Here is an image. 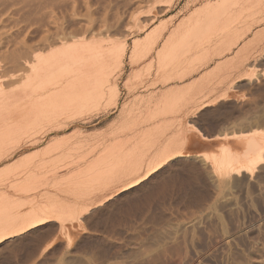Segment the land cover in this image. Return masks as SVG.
Wrapping results in <instances>:
<instances>
[{
    "label": "rangeland",
    "instance_id": "374dc122",
    "mask_svg": "<svg viewBox=\"0 0 264 264\" xmlns=\"http://www.w3.org/2000/svg\"><path fill=\"white\" fill-rule=\"evenodd\" d=\"M16 1L15 4H18L16 7L20 5V12L22 13L20 14V16L18 14L19 12L16 15L17 23L19 22V25L17 24V26H25L26 28L28 27L29 29H33L35 31L38 29H43L44 27L42 28V25H45V23L47 22H45V20H47L50 15L56 16L57 14H59V10L62 7H50V3L48 4L49 0L47 3H43L47 4V6L44 5L45 7L41 4L39 5L38 3H35V0H32L34 3L30 2L29 5L24 4L23 2L21 3L20 0ZM229 1L231 2L230 5ZM229 1L70 0L69 3L68 0L65 5V7H67L66 11L74 7L72 9L76 10L75 12H78V15L81 16L82 14L80 18L76 16V13L73 12L74 10H70V12H73V15L75 13V16H71L72 19L70 21V17L69 19L67 18L68 15H71L72 13L68 14L69 11L67 13L64 12L65 7L62 4L63 7L61 8V13L64 12L63 16H66L67 18H64L62 15H60L61 13L59 14L60 16L58 15L59 18L63 17L64 19L62 18L61 20L69 23L70 25L71 21L73 20L75 21L74 23H77L76 28H79L78 26H80L79 24H81V28L83 29H81V32L83 31L82 33L77 32V37L68 36L67 41L71 44H73L74 42H77L78 44V42L82 41V43L80 42L81 45L86 42L89 45L88 47H90L91 45V47L98 46L100 50L103 49V51H105L106 55L109 58L108 63L110 64V67L114 68L111 69L109 67L110 70H113L112 74L114 75V80L103 86V92H101L100 96H97V98H95L96 100H93L94 102H88L90 103L89 107H87L88 105H85L86 102H84L86 108L84 107V105H76V107L74 106L75 108H78L77 106H79L82 109H77L78 113L73 111L75 109L74 107V109L72 108V112L69 109L64 111V122L61 124L62 127H56L53 125L52 127L51 125H48L47 119L45 120V117L42 118L40 115L39 117L44 120L43 122H40L41 124L39 123L40 120L37 121L34 118L36 121L31 120L34 124L32 125V122L29 124V126L32 125L33 128L30 129V127L32 126H30L29 128L25 127L26 131L21 130L20 133H18L19 135L15 134L13 138L8 139V141L11 142L14 137L17 138L16 141L14 140L12 142V144L9 143L10 145H7L6 140L5 145H7L8 147H3L5 146L3 142V145L1 146L4 148L3 150L6 151H4L5 153H3L2 147H0V151L1 153H3V161L0 164V171L3 169L2 166H10V163L12 162L14 164H11V170H13L14 167L19 168H15L14 171H12L14 173L6 172L4 175H6L7 173V175H20L16 169H21V167L22 169H30V166H32L35 162L37 164L41 160H47L42 156L40 157L36 153L34 154V152L38 151L39 149L42 150V148H45L48 142L50 143L52 139L58 138L59 135L60 137L62 135H71L76 132V128L78 129V127H82L81 129H85L84 133L86 132L90 134V132H98L114 124L115 122H118L117 115H119V111L121 110L122 106L126 108L127 101L128 105H130L129 103H131L134 108H137V106H141L140 109L144 107L145 110H142L146 111L147 106L145 105H147V101L145 102L143 99L147 100L146 97L149 95V91H151L152 96L154 95L155 97L156 94L158 95L156 96L158 98L155 97V99H151L152 102H150V107L148 109V111L151 110L149 111V114L153 112L152 110L156 109L155 114H152L154 116H152V121L157 122L158 120V123H161V125L162 123L165 126L167 125L166 135H169L170 138L173 137V139H175L174 141L178 144V148L182 151L183 156L185 155L187 158H192H190V160L192 162L194 161L193 163L197 165V169L200 171L201 176L189 175L185 169H183L182 167H177L173 169V171L169 173L167 172L168 174L165 173L166 175L164 174L163 176H161V178L159 176V179L156 178L157 180H151L152 182L149 181V184L146 182L147 185L144 184L142 187H139V191H136L135 194H133L134 196H131L130 194V196L128 195L120 198L118 200L119 202L113 203L107 209V211H105L104 215H99L100 217L97 216V218L92 217V219H89L90 215H85L84 218H80V220H68L67 222H64L65 226L61 230H59V228L57 229V224L54 225V227L56 226V229L52 232L50 237L45 239L42 244L38 246L39 249H37V252L36 250L31 251L34 248V245H31L34 241L31 240H26L24 241V243L8 245V247L6 246V248L1 247L0 258L2 257L1 259L3 261V264H264V163L260 164L258 168L254 170L252 175L243 173L242 175H231L230 177L223 178L211 173L212 162L217 156L222 154V146L228 148L231 152L234 153H240L244 148V142L242 141L243 138H239L240 136H232L233 133L239 134L241 131L250 132L247 133L246 136H248L252 134L253 130L256 132L258 131V133H262L263 127L261 125L258 126L257 124H255L256 118H254L255 116L253 117L252 115H254L255 113L253 102L254 100H256L257 95L260 94V97H262V100L264 101V84H259V80L264 78V75H262V72L264 74V0H254L255 3L251 0H247L248 3H245L243 1L244 4H240L242 3V0H240L241 2L238 0V2H236L235 0L236 5L235 3H232L234 1ZM252 2L254 6L252 5ZM238 3L239 6L237 5ZM30 4L31 6L37 4L38 6H33V10H37L33 11ZM85 4L87 5V7ZM118 5H120L121 7ZM240 5H244V7L249 5V7H245L246 9H243V6L240 7ZM261 5H263V9ZM22 6H25V8ZM29 6V11L31 10L33 13H31V11L29 13ZM216 6L221 9L217 10L218 7ZM228 6L230 7V10L228 9ZM231 6L233 7L231 8ZM236 6L239 7V10H241L242 8V11H244H240L241 13H239L238 10L237 12L239 14L237 15L236 10L238 7ZM40 7L42 8L39 10ZM222 7L224 10V7H226L228 11H233L231 13H234V17L230 16L232 14L230 13L229 15L228 11L226 10V16L229 15L228 18L231 19L227 18L228 20L226 22L223 21V24L225 23V25H223L221 21L223 20V17H226L223 16L225 14L223 12L226 11H223ZM258 7H260V9ZM210 8L213 10H211ZM214 9L219 11V13ZM52 10L53 12L56 11L53 13L54 15L48 13L50 11L52 12ZM206 10L207 12H210V15H212V17H214L213 15L215 14V12L220 14L219 16L218 14H215L216 16H218V18H221L223 16L221 20H218L219 23L223 25V28L221 26L222 30H216L217 25H220L218 24L217 19L215 21L211 20V22H209L208 20V24H210V26L203 23L208 28H210L208 30L206 26L203 27L204 25L202 27H199V25L197 26L195 24L194 18L198 15L205 14ZM35 12L39 13V17L32 15ZM85 13L88 14L86 15ZM29 14L32 15H30L31 18L29 17ZM27 16L29 18H27ZM51 16L50 19H52ZM116 16L122 17L117 18ZM74 17H78L79 19L76 20V18ZM109 20H111L113 23ZM215 22L217 23L214 28L213 25L215 24ZM25 23L28 26H26ZM114 23L116 25L117 23L120 25H117L118 29L117 26L114 25ZM108 26L111 28H109ZM198 27L200 28V30L201 28L205 30H202L204 36L206 33L208 34L206 35L210 37L209 42L197 46L181 57H179L180 55H177V58L179 59L173 58L171 61L168 59L169 64L165 67L166 70H163V75L156 79L157 82H152L151 80L152 73L156 68L153 62H149L147 60V62L144 61L141 64H126V49L127 51L131 50V47H133V43L135 44V42H139V46L144 45L145 43H147L148 45V41L153 40V38L155 39L159 37V40L161 36H167V34L175 31L176 29H180L182 31L186 29H192V31L196 32L198 30H196V28ZM212 27L216 32H214V30H211ZM233 29H236V32L234 31L236 33L234 37V32L232 34H229V30L233 31ZM200 30L197 31V34L200 33ZM210 30L212 34L207 32H210ZM35 34H30L31 36H28L27 34L25 35V33H23L22 31L21 34H19L21 36H17V38H20L24 35L23 37L26 39V41L30 43L31 41L37 42L39 39ZM79 34H81V36ZM158 34L161 36H159ZM201 34L202 33H200L199 35ZM223 35H225V37L227 36V39L223 37L225 38L224 41L226 40L225 43H223V39H220ZM231 37H233L236 41H234ZM216 40H218V42L220 40L221 42L223 41V45H221V42L218 43ZM67 41L66 44L68 43ZM71 41H73V43ZM214 41L216 43L215 45ZM62 42L54 43L55 46L52 45L54 48L50 45V50L55 49L53 51H56V49L58 48L57 46L61 48L60 46H62ZM86 43L83 45H87ZM160 43L162 44V42H159V44ZM210 44L213 45L211 46ZM224 45H227L226 48L224 47ZM241 46L244 47L243 49H246V51H243ZM98 47H95V49H98ZM210 47L214 49L211 50ZM222 47L224 48V50H226L224 51L223 49H221ZM48 48L46 50H48ZM238 49H241L243 53H249H244V60L243 58L240 59L239 55H242L243 53H239L241 52V50L238 52ZM46 50L39 49L37 51H34V55L45 54ZM219 50L223 52L221 53V51ZM48 52H46V54H48ZM198 52H205V54L200 53L201 55L199 56ZM213 52L215 53V57L212 55ZM235 53L238 54L239 59L237 58ZM216 54H219L220 56H216ZM224 55L227 57H225ZM258 55H261L262 59ZM116 56L121 59H116ZM235 56L237 58L235 60L237 64H239V61H241L239 65L236 64L237 68L235 67L236 65H232V63H236L235 61L232 62ZM228 58H231L230 61L232 63L229 61L231 63L229 64L230 66L228 65ZM253 58L255 59V61ZM259 58L261 59V61ZM115 59L117 62L115 61ZM221 61L222 64L227 61V68L230 71L226 69L225 63V65H223V67H225L224 72L222 64H220ZM253 61L255 64L253 63ZM249 63H251V65ZM252 63L254 65H252ZM149 65L151 66L150 68ZM219 66H221V69L218 68ZM231 66H234L235 68H232ZM249 66H254V68L256 67V71L254 70V68H252L251 71L249 69ZM243 68H246L248 69V72L250 71L251 73H253H248L251 74V77L249 76V80L248 76H246L247 78H240V80L237 79V73L240 74L242 73V71L247 73L246 69ZM183 69L185 70L181 71ZM226 70L230 74H227V78H225L226 76H224L227 73ZM260 70H262L261 74L259 73ZM176 71H180L181 73ZM28 73L29 70L12 69L7 73L6 76L7 78L13 79V81L15 82V84H13L15 86L13 85L12 88L16 89L17 92H19L22 87L21 82H23ZM171 73H175L173 74L174 77ZM176 73H179V75H176ZM183 73L184 75H181V77L180 74ZM167 74L169 76H167ZM119 75L120 77H118ZM176 76H180V78ZM232 76L234 77V80ZM166 78H169L167 79L168 81H166ZM256 79H259L258 84L260 86L256 84ZM161 80H163V82H161ZM172 85L173 87L177 85L176 87L180 90L176 87V91L173 90L175 88H173ZM169 86L171 87L169 88ZM164 87H168V90L166 88L164 89L165 91H169V89L173 88L172 91L177 93L175 94L177 97L176 100L174 99L175 97L171 96V103L174 104V102L177 101L179 97V100H181V104L180 101H177V103L175 102V107L173 104L167 103L168 105L171 104V109H173L172 111H170L171 109L169 108V106L168 110L165 109V113L162 108H160V101L161 103L163 102V104L165 102H169L167 101V99L170 91L169 93H166L163 90ZM260 87L263 91L260 89ZM258 88L259 92L257 90ZM223 90L225 92H223ZM153 91H155L156 94H154ZM158 91L160 92V94ZM172 91L171 93H173L174 95V92ZM146 92L148 93V95ZM221 92L225 95L221 96ZM165 93L167 95L165 99L166 101H162L161 99H163L164 96H161V94L165 95ZM180 94L184 98H182ZM170 95L172 94H169V96ZM185 96H189V99L191 98V101L187 99V97L185 99ZM138 98H141L142 100L139 99V101ZM199 98L200 100H198ZM156 99H158V102L156 101ZM182 99L187 100L188 102H185ZM133 100L136 101V103H134ZM153 101L155 103L157 102V104L154 103L152 105ZM196 101L198 103H196ZM263 101L261 102V104H264ZM138 102H140V104ZM91 103L95 104L91 105ZM167 104L165 105L166 108ZM263 104L262 107L264 106ZM151 106L153 107V109ZM177 106L180 107V109H178ZM187 107L188 109L186 110ZM183 108L185 109L181 110ZM160 110L163 111L164 115ZM69 111L70 113H72L71 115H69ZM65 112L68 114V116ZM65 115L66 118L68 117V119H65ZM88 116L92 117L91 122L85 123L84 121H82V118H86ZM99 116L101 117V120L97 119ZM159 119L161 120V122L159 121ZM253 120L254 122H252ZM45 121L46 123H44ZM179 121L180 123H178ZM36 122H38V125H35ZM80 128L78 130H81ZM31 130L33 133H35L36 130V132L40 130L38 132L39 136L42 135L41 132L46 130L45 132H48V136L40 140L35 145H29L27 141L30 138L29 136L32 134ZM21 132L23 133L22 136H20L22 134ZM24 132L26 133L24 134ZM224 133L228 135L226 138L227 141H224L226 139L216 137V135ZM175 137H177L178 139ZM11 146L12 148H9ZM6 148H9L10 150L8 149V151ZM33 154L35 156H33ZM24 164L26 165V167ZM42 170L44 172L48 169H44L43 167ZM43 172L41 171V173ZM46 173L49 174L47 171ZM46 173L44 174L47 175ZM193 176L194 178L192 179ZM195 176L199 178L196 177L195 179ZM93 220H96V222ZM9 247L11 248V250ZM44 247L45 249L42 250L41 248ZM5 254L7 257L5 256ZM4 257H6V260L3 259ZM1 263L2 262H0V264Z\"/></svg>",
    "mask_w": 264,
    "mask_h": 264
},
{
    "label": "bare ground",
    "instance_id": "6f19581e",
    "mask_svg": "<svg viewBox=\"0 0 264 264\" xmlns=\"http://www.w3.org/2000/svg\"><path fill=\"white\" fill-rule=\"evenodd\" d=\"M15 1L14 0H0V63H2V64H0V147H2L1 145H3V142L5 145L6 140H7L6 141L7 145L12 144V142L14 140L16 141V139H17L16 137H14V139L11 140V142L8 141V139L13 138V136L15 134L20 133L21 130L26 131L25 127L29 128L30 126H32L34 124L31 120H35V119L37 121L40 120L39 121V123H40V122L44 121L42 118L45 117V120L47 119L48 125H51V126L53 125L56 127H62L61 124L64 122V119H63L64 111L69 109L72 112V108L74 106L76 107V105H79V106L84 105L85 104L84 102H86L85 105H88L87 107H89L90 103H88V102L89 101L92 102L95 98H97V96H100L101 92H103L102 91L103 86L114 80V75L112 74L113 70H110L111 67H110V64L108 63L109 58L106 55L105 51H103V49L100 50V48L98 46H95L96 48L98 47V49H95V47H91V45H90V47H88L89 45L86 42L85 43L87 45L84 46L83 44H85V43H83L81 45L82 41H80L81 43L78 42V44H77V42L73 43V41H71L73 43V44H71L70 42L67 41L68 36L74 37V36H76V34H78L77 32H81V29H82L81 24H79L80 25V26H78L79 28H76L77 23H74L75 21H73V20L71 21V25H73V26H71L69 23H66L63 20H61L64 17L63 16L64 12L67 13L69 11L68 14L72 13L71 15L70 14L68 15V18L65 16L67 19H69V17H70L69 21L72 19L73 16H75L76 10L72 9L74 7H72L71 9L69 8L71 11L74 10L73 11V12H75L74 15H73V12H70V10L66 11L67 7H65V5H66V2L68 0H49V2H48V0H35V3H38L39 5L41 4L43 6L44 5L47 6V4H43V3L48 2V4L50 3L49 4L50 7L51 6L52 7L54 6L55 8H56V6L57 7L58 6L63 7V5L65 7L63 13H61L62 7L60 8V10L57 9L60 11L59 14L61 13L60 15L63 16L62 18H59V16H60L59 14H57L56 16L53 14L56 11L53 12V10H52V12L51 11L48 12L54 16L50 15L52 19H50V16H49L48 19L45 20V22L47 21L45 23V25H42V28L43 27L44 28L43 29L37 28L38 30H36V31L33 29H29L28 27L26 28L25 26H23V27L17 26V24L19 22L17 23L16 15L18 12H19L18 13L19 16L22 13L20 12V9H21V7H19L20 5L18 7H16L18 4L16 5ZM20 1H21V3L23 2L24 4H27V5H29L30 2L34 3L33 2L34 0L33 1L32 0H20ZM119 1H121V0H119ZM231 1H234L232 3H235V0H231ZM238 1H240V0H238ZM238 1L236 0V2H238ZM243 1L245 3H248L247 0H242V3H240V4H244ZM251 1H253L255 3L256 0L255 1L251 0ZM253 2H252V5L254 6ZM69 3H70V0H69ZM230 4H231V2L229 3V5ZM35 5H37V4H35ZM35 5L31 6V4H30V6L32 7L31 8L32 10H33V6H35ZM235 5H236V3H235ZM237 5L239 6V3ZM249 5L245 6V7L248 8ZM263 5H264V3H263ZM263 5H261V7ZM30 6L28 8V11L30 9ZM118 6H120V5H118ZM134 6H136V5H134ZM226 6H227V4H226ZM238 6H236V7H238ZM242 6L240 5V7H242L243 9H246L244 7V5H242ZM22 7L25 8V6H22ZM86 7H87V5H86ZM216 7H218V6H216ZM232 7L233 6H231V8ZM41 8L42 7H40L39 10ZM49 8H48V11H49ZM224 8H225V10L222 7L223 11H226V10L228 11V9L230 10L229 6H228V9L226 7H224ZM242 8H241V10H239V7H238L236 12L239 10V13H241L240 11H242ZM258 8L260 9V7H258ZM219 9H221V8L218 7L217 10H219ZM262 9H263V7H262ZM35 10H37V9H35ZM35 10H33V11H35ZM211 10H213V9H211ZM214 10H216V9H214ZM30 11H29V13H30ZM196 11H197V9H196ZM227 11L223 12V13H225L223 16H226ZM256 11H257V9H256ZM86 12H89V11H86ZM91 12H92V10H91ZM217 12L219 13V11H217ZM231 12H233V11H231ZM231 12L228 11L229 15ZM31 13H33V12L31 11ZM35 13L32 15L39 17V13L38 12H37L38 14L37 13L35 14ZM77 13H76V16L81 18L82 14L80 16V15H78L79 13L78 14ZM218 13L215 12L216 15ZM239 13L237 12L236 14L238 15ZM117 14H115V15H117ZM215 14L213 15L214 17H212V15H210V12L209 11L207 12V10H206L205 14L198 15L194 18L195 24L197 26L199 25V27H202L204 25L203 23L208 24L209 22H211V20L215 21L217 19V21H218V20H221V18L223 17L221 15L222 17L221 18L219 17L220 18L219 19L218 16L220 14H218V16H216ZM233 14L230 16H233ZM30 15L31 14H29V17L31 18L32 15L31 16ZM229 15H227L226 17H223V20H221L222 24H223V21L226 22L228 19H231V18H228ZM57 16H58V18H57ZM111 16H112V14H111ZM21 17H22V15H21ZM29 17L27 16V18H29ZM78 17L77 18L74 17V18H76V20H77V19H79ZM90 17H91V14H90ZM116 17L119 18L120 16H116ZM20 20H21V18H20ZM208 20H209V22H208ZM109 21H111V20H109ZM115 22H117V21H115ZM78 23H79V20H78ZM216 23L217 22H215V24L213 25L214 28L216 26ZM218 24H220V25H217L216 30L217 29L220 30L221 26L223 28V25H225V23L222 25L221 23H219V21H218ZM111 25H113V24H111ZM114 25H116V24L114 23ZM117 25H119V24L117 23ZM124 25H123V27H124ZM208 25L210 26V24H208ZM26 26H28V25L26 24ZM191 26H193V25H191ZM205 26L206 25H204L203 27H205ZM219 26H220V28H219ZM199 27L196 28V30L198 29L197 31L200 30ZM22 28H24V29H22ZM109 28H111V27H109ZM214 28L212 27L211 30H214ZM117 29H118V26H117ZM192 29H186L183 31L180 29H176L175 31H172L171 33L167 34V36H165V35L161 36L158 34L159 36H161L160 39L158 40L159 37H157L155 39L153 38V40L148 41L149 42L148 45H147V43H145L146 45L144 44V45L139 46V44H140L139 42H135V44L133 43V47H131V50H128L129 53L126 49V64L127 65L128 64L133 65V64H138V63L141 64L144 61L147 62V60L149 62H153L155 64L156 68L154 69V71L152 73L151 80H152V82L156 81V79H158L161 75H163L162 72L165 69V67L169 64V60L171 61L173 58H177V55H180L179 57H181L182 55H184V54L190 52L192 49L196 48L197 46H200L203 43L209 42L210 37L207 36L208 35L207 33H206L207 35L205 34V36H204V34L202 32V30H204L203 28H201V30H200V33H202L201 35H199L200 33L197 34V31L196 32L192 31ZM208 29H210V28L207 27V30ZM211 30H210V32L209 31H207V32L212 34ZM235 30L234 29H233V31L229 30V34H232ZM238 30H240V29H238ZM22 31H23V33H25V35L27 34L28 36L30 34L36 33L35 35L38 36L39 40L37 42L31 41V43H30V42L26 41V39L23 37L24 35L22 36L23 38L22 37L17 38V36L18 37L21 36L19 34H21ZM214 32H216V31L214 30ZM79 35L81 36V34H79ZM79 35H78V37H79ZM235 35H236V33L233 35V37ZM227 36H228V34H227ZM223 37H225V35L221 36L220 39L221 40L223 39V41H224V39L226 37L225 38H223ZM233 37H231V38H233ZM147 39H149V38H147ZM157 40H158V42H157ZM221 40L219 42H218V40H216V41L218 43H220ZM233 40L236 41L234 38H233ZM62 41H64L65 44ZM66 41L68 42L67 44H66ZM145 41H146V39H145ZM225 41L223 43H225ZM58 42H62V46H60L61 48H59V46H57L58 47L57 49H59V50H57V49H56V51H53L55 49L50 50L51 46L54 45V43H58ZM115 42H116V40H115ZM159 42H162V44L161 43L159 44ZM222 42H221V45H223ZM36 43H38V44H36ZM143 43H144V41H143ZM68 44H70V45H68ZM215 44L216 43L214 41V45ZM231 44H233V43H231ZM157 45H158V47H160V46L161 47L158 48ZM227 45H228V42H227ZM92 46H94V45H92ZM226 46L224 45L225 48H226ZM46 47L47 48L49 47L48 48L49 52H48V50H46L47 49ZM243 48L244 47H242V49ZM39 49H42V50L45 49L46 52H48V54H46V52H45V54H37V55L35 54L34 55V51H37ZM212 49H214V48H211V50ZM221 49L224 50L223 47ZM228 49H230V48H228ZM202 50H204V49H202ZM240 50L241 49H238L237 51L239 52ZM244 50L246 51V49H243V51ZM247 50H248V48H247ZM219 51H221V50H219ZM243 51L241 50V52H239V53H243ZM202 52H200V53H202ZM222 52L223 51H221V53ZM200 53H199V56L201 55ZM207 53H208V51H207ZM237 53H235L237 58L240 56V59L243 58V60H244L243 55H245L244 53L249 54L247 52H244L242 55L240 54L238 56ZM202 54H205V52ZM214 54L215 53L213 52L212 55L214 56ZM218 55L216 54V56H218ZM117 56H116V59L118 58ZM236 56H235V58H233L232 62H234L237 59ZM258 56H260V58H261V55H258ZM225 57H227V56H225ZM225 57H223V58H225ZM253 57H255V56H253ZM231 58H228L229 59L228 62L230 61ZM257 58H256V61H257ZM116 59H115V61H116ZM118 59H121V58H118ZM177 59H179V58H177ZM245 59H246V56H245ZM261 59H260V61H261ZM219 60H221V59H219ZM249 60H251V59H249ZM207 61H209V60H207ZM254 61H255V59H254ZM254 61H253V63H254ZM230 62L228 63V65L232 63V62L231 63ZM239 62L241 63V61H239ZM210 63H211V61H210ZM225 63H226L225 67L228 70L227 61H225ZM225 63L222 64V61H221L220 64H222V67H223V65H225ZM253 63H252V65L255 64V63L254 64ZM146 64H148V63H146ZM236 64H237V62L234 64L232 63V65H234V66ZM239 64H237V65H239ZM249 64L251 65V63H249ZM171 65H172V63H171ZM237 65L235 66L236 68H237ZM234 66H231V67L233 68ZM150 67L151 66L149 65V68ZM220 67L221 66H219L218 68L221 69ZM225 67H223V69ZM246 67H248V66H246ZM249 67H250L249 69L251 71H252V68H254V66L253 67L249 66ZM12 69L29 70V73L26 75L23 82H21L22 87H21L19 92H17L16 89L12 88V86L15 84L13 79L7 78V76H6L7 73ZM243 69H246V68H243ZM255 69H256V67L254 68V70ZM184 70L185 69H183L181 71H184ZM247 70L248 69H246V71ZM228 71H230V70H228ZM228 71H227L226 75H224V76H226L225 78H227V74H229ZM257 71H258V69H257ZM176 72H180V71H176ZM224 72H225V69H224ZM261 72H262V70H260L259 73L261 74ZM230 73H232V72H230ZM248 73H251V72L247 71V73H245L242 71V73H240V74L237 73L238 75H236V77H237V79L240 80V78L241 79L243 77L247 78L246 76H248V80H249V76L251 77V74H253V73H251V74H248ZM168 74H170V73H168ZM168 74H167V76H169ZM173 74H175V73H173ZM173 74H172V76H173ZM176 75H179V73H176ZM181 75L183 76L184 73L180 74V76ZM262 75H264L263 72H262ZM180 76H176V77L180 78ZM118 77H120V75ZM169 78H166V81H168L167 79H169ZM262 79H264V78H262ZM262 79L261 80L258 79V80H259V84L262 83V85H263L264 80H262ZM230 80H232V79H230ZM233 80H234V77H233ZM245 80H247V79H245ZM258 80H257L256 84H258ZM161 82H163V80H161ZM161 82H159V83H161ZM161 84H163V83H161ZM168 84H169V82H168ZM259 84H258V86H260ZM17 87H18V85H17ZM170 87L171 86H169V88ZM172 87H173V85H172ZM175 87H173V88H175ZM261 87H260V89L262 90ZM165 88L167 89L168 87H164L163 90ZM173 88L169 89L170 93H169V91H167L168 89L166 91L164 90L166 93L168 92L169 94H172L170 96L168 94L169 100L167 99V101H169V102H165L163 104V102L161 103V101H160V106H161L160 108H162L164 113L166 112V110H168L169 106H170L169 108L171 109V104H173L170 102V100H171L170 98H172L171 96L175 97L174 98L175 100L177 98L175 95L177 93L172 91ZM176 88L173 90L176 91ZM177 89H179V88H177ZM254 89H256V88H254ZM257 90L259 92V88ZM261 90H260V92H261ZM171 91L174 92L175 96L173 95V93H171ZM160 92H161V90H160ZM160 92H159V94H160ZM189 92H191V91H189ZM189 92H188V94H189ZM223 92H225V91L223 90ZM151 93L152 92L149 91V95L147 93L148 96L143 94V95L147 96L146 97L147 100L143 99L145 102L147 101L146 102L147 105H145V106H147L146 111H143V110H145V108L143 107L144 106L143 104L145 102L142 104L143 105L142 106L143 110H142V109H140L141 106L138 107L136 105L137 108L135 107L136 108L135 109L131 103H129L130 105H128L127 104L128 101H127L126 108L124 106H122L121 110L119 111V115H117L118 116V118H117L118 122H115L114 124L108 126L107 128L100 130V131L97 130L98 132H93V133L90 132V134H88L86 132L84 133L85 129H81L82 127L81 128L78 127V129L80 128L81 130H78L76 128V132H74L71 135H64V136L62 135L61 137L59 135L58 138H54L55 140L52 139L50 141V143L48 142L47 146L45 145L46 146L45 148H42V150L39 149L38 151L34 152V154L36 153L40 157L42 156L43 158H45L47 160H41L37 164L35 162L34 163L35 165L33 164L32 165L33 167L30 166L31 167L30 169L23 168V169H25V170H23L22 167H21V169H16L20 175H18V174L7 175L8 173L6 175H4L6 172H12V171H14L15 168H19V167H14V169L12 168L13 170H11V167H12L11 164H14L11 161H10L11 162L10 166H6V167L2 166L3 169L0 171V243H1L0 248L1 247L6 248V246L8 247V245H14L16 243H24V241H26V240H31V241H34V242H32L33 244H31L32 246L34 245L33 246L34 248L31 251L36 250V252H37V249H39L38 246L41 245L45 239L50 237L52 232L56 229V226L54 227V225L57 224V229L59 228V230H61L65 226L64 222H67L68 220L69 221H72L73 219L74 220L75 219L80 220V218H84L85 215H88V216L90 215L89 219H92V217L97 218V216L102 215V214L104 215L105 211H107V209L113 203L119 202L118 200L120 198L128 196V195L130 196V194L132 196L133 194H135L136 191H139V189H138L139 187H142L144 184L147 185V183L149 181H151V180L153 181L156 178H158L159 176L161 178V176H163L165 173H167V172L169 173L177 167H180V168L182 167L183 169H185L187 171V173L189 175L201 176L200 171L197 169V165H195V163H193L194 161L192 162L190 160L191 157L187 158L185 155L183 156L182 151L178 148V144L175 143V141H174L175 139H173V137L170 138L169 135H166V128H167L166 126L167 125L165 126L162 123V125H163V127H162L161 123H158V120H157V122L152 121V116H153L152 114H155L156 109L152 110L153 112L151 114H149V111H151V110L148 111V109L150 107V102H152L151 99H155V97L158 95L156 94L155 91H153V93L156 94L155 97H154V95L152 96ZM166 93H165V95L161 94V96L165 97V98L163 97V99H161L162 101L163 100L166 101L165 100L166 96H167ZM220 94H221V96L225 95L224 93L222 94V92ZM262 94H263V92H262ZM256 95H257V93H256ZM189 96L188 97L185 96V99H186V97H187V99H189ZM152 97H154V98H152ZM195 97H196V95H195ZM142 98H145V97H142ZM156 98H158V97H156ZM182 98H184V97L182 96ZM139 99L142 100L141 98H138V100ZM179 99H180V97H179ZM179 99H177V101H180V104H181V100H179ZM182 100H184V99H182ZM198 100H200V98ZM156 101L158 102V99H156ZM177 101H175V102L177 103ZM184 101L186 102L187 100H184ZM262 101H263L262 97H260V94H258L256 97V100H254V102H253L255 113H254V115H252L253 117L255 116L254 118H256L255 124H257L258 126H260V125L263 126L262 127V133L259 132L260 133L259 134L258 131L256 132L254 130L252 131V134L248 135V136H246V135H247V133H250V132H242L241 131L239 134L233 133L232 136H240L239 138H243L242 141L244 142V144H243L244 148L242 149V151L240 153H237V152L234 153V152H231L228 148H225L224 146H222V148H221V149H223L222 154L217 156L214 159V161L212 162L211 173L213 175L221 176L223 178L224 177H230L231 175H242L243 173L244 174L247 173L249 175L250 174L252 175L254 170L257 169L260 164L264 163V134H263V132H264L263 131L264 130V108L263 107L264 106L262 107V104H263V103L261 104ZM157 102L155 103L153 101L152 105L154 103L157 104ZM175 102H174V104H175ZM192 102H193V99H192ZM134 103H136V101H134ZM138 103L140 104V102H138ZM141 103H142V101H141ZM167 103H171V104L168 105ZM194 103H192V104H194ZM196 103H198V102L196 101ZM92 104H95V103H91V105ZM166 104H167V108L165 106ZM85 105H84V107H85ZM186 105H187V103H186ZM79 106H77L78 108L74 107L75 109L73 108L74 109L73 111L77 112V109L80 108ZM190 106H191V104H190ZM174 107H175V105H174ZM125 109H126V111H125ZM152 109H153V107H152ZM172 109L170 111H172ZM178 109H180V107H178ZM184 109L185 108H183L181 110H184ZM187 109H188V107L186 108V110ZM174 110H175V108H174ZM189 110H190V108H189ZM163 111H161V112L164 115ZM185 111H183V112H185ZM167 112H169V111H167ZM69 113H70V111H69ZM71 114L72 113H70L69 115H71ZM79 114H81V113H79ZM180 114H182V113H180ZM40 115L42 118L39 117ZM67 116H68V114H67ZM254 118H251V119H254ZM65 119H68V117L66 118V115H65ZM97 119L101 120V117L99 116ZM167 119H166V121H167ZM161 120H162V118H161ZM161 120L159 119L160 122H161ZM82 121H84L85 123H89L92 121V117L88 116L86 118H82ZM252 122H254V120ZM30 123L32 125L29 126ZM37 123L38 122H36L35 125ZM44 123H46V121ZM178 123H180V121ZM63 126H64V124H63ZM253 126H254V124H253ZM31 128H33V126L30 127V129ZM34 129H35V126H34ZM48 129H50V128H48ZM55 129H57V128H55ZM55 129H53V130H55ZM254 129H256V128H254ZM36 131H35V133H33L31 130L32 134L31 135L29 134L30 138L27 141L29 145H35L40 140H42L43 138L48 136V132H45L46 130L41 132L42 135H40V136L38 135L39 131L38 132H36ZM51 132H54V131H51ZM25 133L26 132H24V134ZM18 135H17V137H18ZM22 135H23V133L20 136H22ZM170 136H173V135H170ZM227 136L228 135H226L225 133L220 134V135H216V137H220L223 139H226ZM175 138H177V137H175ZM224 141H227V139ZM7 145H5L3 147H8ZM3 147H2V152L5 153L4 151H6V150H3L4 149ZM9 148H12V146ZM9 148H6V149L8 150ZM3 153H1V151H0V164L3 161V157H2ZM34 154H33V156H35ZM25 159H27V158H25ZM30 160H32V159H30ZM7 164H9V163H7ZM25 167H26V165H25ZM43 167H44V169H48V170H45L43 172V170H42ZM8 169H10V170H8ZM41 171L43 173H41ZM46 171L49 174H47ZM12 173H14V172H12ZM44 173H46L47 175H45ZM172 173H174V172H172ZM184 173H185V171H184ZM197 176H195V179ZM193 178H194V176L192 177V179ZM197 178H199V177H197ZM200 178H202V177H200ZM191 184H192V182H191ZM149 189H151V188H149ZM76 221H78V220H76ZM93 221L96 222V220H93ZM41 249L44 250L45 247L41 248ZM10 250H11V248H10ZM5 256H6V254H5ZM6 257H4L3 259H5ZM1 258H0V262H2L1 264H3V261Z\"/></svg>",
    "mask_w": 264,
    "mask_h": 264
}]
</instances>
